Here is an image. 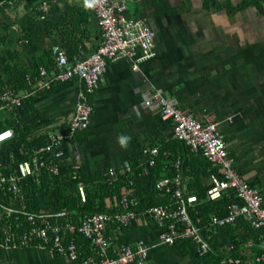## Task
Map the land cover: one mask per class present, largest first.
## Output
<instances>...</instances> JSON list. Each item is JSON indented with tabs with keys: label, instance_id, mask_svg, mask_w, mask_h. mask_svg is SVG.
<instances>
[{
	"label": "crops",
	"instance_id": "obj_1",
	"mask_svg": "<svg viewBox=\"0 0 264 264\" xmlns=\"http://www.w3.org/2000/svg\"><path fill=\"white\" fill-rule=\"evenodd\" d=\"M42 1L19 0L0 8V37L7 34L0 45V83L12 82L17 68L32 72L42 61L51 69L54 43L65 48L71 62L100 44L101 28L85 0H48L50 9L38 13ZM124 1L129 14L145 17L154 29L155 50L138 69L129 58L109 63L94 95L91 125L63 145L65 153H80L88 173L96 174L121 166L143 141L174 139L171 123L160 118L159 91L199 118L218 119L236 168L264 192V0ZM79 88L74 78L30 95L36 111L27 122H41L43 129L63 127ZM183 150L179 143L173 154ZM168 161L163 160L162 175ZM129 239L151 246L153 264H197L184 245L160 242L150 224L134 223ZM76 240L90 253L82 237ZM259 244L264 249V237ZM0 264L78 263L38 246L0 244Z\"/></svg>",
	"mask_w": 264,
	"mask_h": 264
},
{
	"label": "built area",
	"instance_id": "obj_2",
	"mask_svg": "<svg viewBox=\"0 0 264 264\" xmlns=\"http://www.w3.org/2000/svg\"><path fill=\"white\" fill-rule=\"evenodd\" d=\"M18 2L0 0V8ZM89 2L102 33V40L93 52L71 62L65 48L54 43L52 68L40 65L36 75L28 73L25 89H18L13 82L0 83V109L12 112L22 107L25 97L39 90H50L54 84L74 78L80 82L74 112L63 127L33 131L24 138L19 130L29 122L20 121L15 113L13 124L0 128V244L38 246L78 264H153L151 246L143 239L122 240L125 227L138 222L150 224L157 229L160 242L175 245L190 240L200 256L212 251L209 238L220 236L228 226H235L237 230L250 227L261 231L264 237V192L236 168L219 130V120L199 118L192 109L177 106L159 91H155V97L160 118L171 123L173 137L218 167L207 181L206 198H227L225 205L210 213L206 221L191 214L190 207L197 204L198 198L185 192L183 157L176 151L171 159L172 173L167 172L156 181V188L168 200L138 208L142 198L137 185L150 175V167L160 153V146L149 141L140 143L132 160L126 157L121 166H110L104 171L105 182L113 184L123 178L127 183L115 201L105 198L106 206L116 207L117 211L82 214L58 204L59 195L52 191L62 185L75 184L81 201L87 200L83 175L88 171L82 156L78 152L68 156L63 145L89 129L95 111L94 95L109 63L129 58L133 68L138 69L140 62L150 57L156 47L154 29L145 17L129 14L124 0ZM50 6L48 0H43L37 5V12L46 13ZM45 175L50 190L44 186ZM30 182L37 186L38 210L23 205ZM77 237L88 242L90 253L81 250ZM217 246L228 251L234 244L220 240ZM248 257L256 264H264V252ZM241 261L242 258L234 256L222 259L223 264Z\"/></svg>",
	"mask_w": 264,
	"mask_h": 264
},
{
	"label": "trees",
	"instance_id": "obj_3",
	"mask_svg": "<svg viewBox=\"0 0 264 264\" xmlns=\"http://www.w3.org/2000/svg\"><path fill=\"white\" fill-rule=\"evenodd\" d=\"M7 34H4L0 37V45L4 42ZM13 54V53H11ZM39 65L48 66L46 62L42 61ZM39 65L34 71L22 67L17 68L13 72L11 80L15 83L18 89L26 86L25 77L28 73L36 75L38 73ZM17 66V65H15ZM12 68L10 64L8 68ZM4 83H1V85ZM36 111V107L33 102V97L28 96L23 100V105L20 109H13L10 116L0 121V128H3L7 125H12V115L18 114L20 121H27L28 117ZM19 121V123H20ZM44 127V124L37 122H29L22 129H20L19 134L22 137H26L31 134L33 131H40ZM154 143L160 146V153L157 158V161L154 165L150 167L149 181H141L137 186V191L141 195V202L138 208H144L154 203L166 202L168 196L162 193L156 188V181L159 177L162 176L161 172L163 170V160L166 158L169 161L166 167V170L171 174L173 170V165L171 159L173 158V148L177 145H184V150L182 152V173L185 181V192L187 194H196L198 202L194 207H190L191 214L196 218L198 216L202 217L205 221L208 219L210 213L221 209L227 200L218 199V200H208L206 198L207 190V181L212 172H217L218 167L208 161L200 154H195L190 151V149L185 146V143L177 139L165 140H155ZM132 160L133 156H129ZM106 169L98 171L96 174H86L83 175V180L87 189V200L82 202L77 191V186L75 184L71 185H62L59 189H53L52 192L59 195L58 204L63 209H76L82 214L93 213L99 211H108L114 212L118 208H109L104 203L105 198H111L115 201L116 198H119L121 195L122 189L127 186V183L123 178L109 184L104 181V171ZM253 183V182H252ZM44 186L47 190H50V184L48 182V177L44 176ZM37 186L35 183L30 182V185L27 189V195L23 200V205L30 210L39 209V201L36 195ZM64 198V199H63ZM133 226V225H132ZM132 226H127L124 228V233L122 240H129V229ZM263 238L261 231L254 230L250 227L237 230L235 226H228L222 232L220 236L210 237V242L212 245V251L204 256H200L195 249L194 244L190 240H185L182 245L186 251L195 259L197 264H223L222 259L228 256L240 257L242 261L240 264H256L252 261L251 257L248 255H255L261 252H264V249L260 246V241ZM220 240H228L234 244V247L230 250H223L218 248V243ZM250 240L253 241V244L250 245ZM88 244V242H84Z\"/></svg>",
	"mask_w": 264,
	"mask_h": 264
},
{
	"label": "rangeland",
	"instance_id": "obj_4",
	"mask_svg": "<svg viewBox=\"0 0 264 264\" xmlns=\"http://www.w3.org/2000/svg\"><path fill=\"white\" fill-rule=\"evenodd\" d=\"M10 114L11 113L8 109H0V121L4 120L5 118H8Z\"/></svg>",
	"mask_w": 264,
	"mask_h": 264
},
{
	"label": "clouds",
	"instance_id": "obj_5",
	"mask_svg": "<svg viewBox=\"0 0 264 264\" xmlns=\"http://www.w3.org/2000/svg\"><path fill=\"white\" fill-rule=\"evenodd\" d=\"M85 4H86V6H91L90 3H89V0H85ZM124 142H125V141H124V139L122 138V139H121V143L124 144Z\"/></svg>",
	"mask_w": 264,
	"mask_h": 264
}]
</instances>
